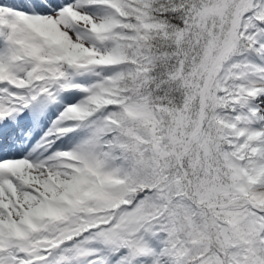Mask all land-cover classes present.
Instances as JSON below:
<instances>
[{
  "label": "snow or ice",
  "instance_id": "1",
  "mask_svg": "<svg viewBox=\"0 0 264 264\" xmlns=\"http://www.w3.org/2000/svg\"><path fill=\"white\" fill-rule=\"evenodd\" d=\"M0 264H264V0H0Z\"/></svg>",
  "mask_w": 264,
  "mask_h": 264
}]
</instances>
